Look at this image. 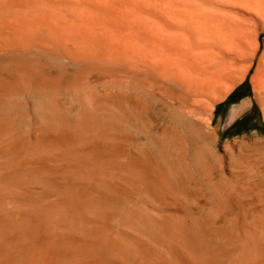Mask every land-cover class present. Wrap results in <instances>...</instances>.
<instances>
[{"label":"bare ground","instance_id":"6f19581e","mask_svg":"<svg viewBox=\"0 0 264 264\" xmlns=\"http://www.w3.org/2000/svg\"><path fill=\"white\" fill-rule=\"evenodd\" d=\"M249 78L233 120L264 114V0H0V264H264L253 161L226 201H179L183 129L240 160L214 118ZM157 98L170 126L142 132Z\"/></svg>","mask_w":264,"mask_h":264},{"label":"rangeland","instance_id":"374dc122","mask_svg":"<svg viewBox=\"0 0 264 264\" xmlns=\"http://www.w3.org/2000/svg\"><path fill=\"white\" fill-rule=\"evenodd\" d=\"M253 96H254L253 86L251 84V79L249 78L246 82L238 86L230 95H228L226 100L218 104V108L216 109V113H215L216 119L214 118V122H215L214 126L219 128V134L221 137L219 141V147L221 150V154H223V151L226 146L232 145V147H234L233 153L235 156L240 158L239 161H235L234 159H230V158H222L223 160L221 159L219 162L209 165L208 163L204 162L203 159H201L202 158L201 155L198 154L197 152L199 148V142L195 140L197 138L189 131V127L183 129V131L186 132V133L183 132V135L185 134L183 137V144L186 148L185 157L187 156L186 158L184 157V159H185V162L189 164L188 167L191 166L189 169L192 170V173L194 174V180L191 182L192 186L190 185L185 191L186 193L184 194L185 196L183 195V197H181L179 201H183V200L193 201L190 207L194 209V211L196 210H200V211L206 210L207 211L208 210V208H206L208 206L203 205V204L201 205L199 201H203V200L204 201L205 200L206 201H226L225 200L226 194L225 195H223L224 193L219 194L218 191L219 189H224L231 182L232 180V176H231L232 169L231 168L232 167H234V169L236 170L242 171L244 170L246 163L248 161L250 162L253 161L254 166L252 169L254 172L256 170L255 168H258L260 171H264V160H263L264 159V114L261 108L257 107L255 109L254 107H251V109L249 108L247 112L245 111L241 113L239 116L235 118V120H233L234 108L238 106L239 104H241L243 101H251L253 99ZM170 101L171 100L164 99V98H157L155 102L151 103L152 105L150 104L148 112H147V116H146V121L143 123V125L140 128L142 132H145V133L147 132V133L152 134L156 131H162V130L169 128L170 126V120H169L170 112L169 111L171 109L169 106ZM185 138L188 140H186ZM188 144H190V146ZM186 146H189L190 148ZM246 152L248 153L246 154ZM248 155H251V157ZM246 156H247V159H246ZM193 158L194 160H192ZM231 161L233 162L234 165H232ZM200 162L202 163L203 169L209 168L212 174H214L215 172V174L211 176L210 180L202 176L203 170L202 168H199V164H198ZM207 164L209 165V167ZM217 164H219L218 167H217ZM239 164L240 166H238ZM221 168L223 170H221ZM212 169L213 171H211ZM217 169L219 170V172ZM253 173L251 175H253ZM213 176L216 178H214ZM202 184H204V186ZM208 186H210V188ZM218 186H219V189H218ZM214 187H216L217 189ZM188 194L190 196H188ZM133 200L134 201H145V199L138 197V196L135 197ZM155 200L161 201L159 199H155ZM194 202L195 204H193Z\"/></svg>","mask_w":264,"mask_h":264}]
</instances>
